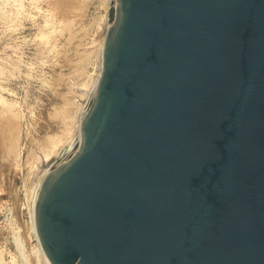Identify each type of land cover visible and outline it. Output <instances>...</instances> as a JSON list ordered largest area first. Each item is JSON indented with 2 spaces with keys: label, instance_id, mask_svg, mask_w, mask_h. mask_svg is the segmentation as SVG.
Wrapping results in <instances>:
<instances>
[{
  "label": "water",
  "instance_id": "water-1",
  "mask_svg": "<svg viewBox=\"0 0 264 264\" xmlns=\"http://www.w3.org/2000/svg\"><path fill=\"white\" fill-rule=\"evenodd\" d=\"M80 129L32 175L50 264H264V0H112Z\"/></svg>",
  "mask_w": 264,
  "mask_h": 264
},
{
  "label": "rangeland",
  "instance_id": "rangeland-1",
  "mask_svg": "<svg viewBox=\"0 0 264 264\" xmlns=\"http://www.w3.org/2000/svg\"><path fill=\"white\" fill-rule=\"evenodd\" d=\"M109 5L110 0H0V260L4 264H45L31 230L28 183L80 129Z\"/></svg>",
  "mask_w": 264,
  "mask_h": 264
},
{
  "label": "bare ground",
  "instance_id": "bare-ground-1",
  "mask_svg": "<svg viewBox=\"0 0 264 264\" xmlns=\"http://www.w3.org/2000/svg\"><path fill=\"white\" fill-rule=\"evenodd\" d=\"M110 1H112V0H110ZM108 21V20H107ZM107 24L109 25V22H107ZM108 25H107V27H108ZM107 27H106V29H107ZM106 29H105V31H106ZM88 100V99H87ZM86 104H87V101H86V103H85V106H84V108H83V110H82V113H83V111L86 109ZM55 146V145H54ZM43 152V151H42ZM61 153V152H60ZM60 155V154H59ZM59 155H58V157H59ZM58 157L57 158H54V160L52 161V162H55L57 159H58ZM31 230L33 231L32 233L34 234L33 236L35 237V240H36V245H37V250H38V252L41 254V256H42V258H43V260H44V262L43 263H45V264H50V262L48 261V259H47V257L44 255V253H43V251H42V249H41V246H40V243H39V241H38V238H37V236H36V233H35V231H34V228H33V225H32V222H31ZM36 250V251H37ZM35 251V252H36ZM0 264H4L1 260H0Z\"/></svg>",
  "mask_w": 264,
  "mask_h": 264
}]
</instances>
